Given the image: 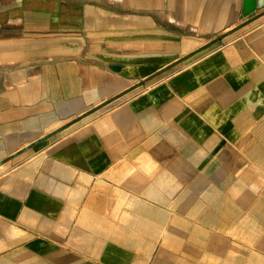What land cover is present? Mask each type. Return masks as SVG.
<instances>
[{"label":"crops","instance_id":"crops-1","mask_svg":"<svg viewBox=\"0 0 264 264\" xmlns=\"http://www.w3.org/2000/svg\"><path fill=\"white\" fill-rule=\"evenodd\" d=\"M0 264H264V6L0 0Z\"/></svg>","mask_w":264,"mask_h":264},{"label":"water","instance_id":"water-1","mask_svg":"<svg viewBox=\"0 0 264 264\" xmlns=\"http://www.w3.org/2000/svg\"><path fill=\"white\" fill-rule=\"evenodd\" d=\"M264 6V0H243V13H251L255 8Z\"/></svg>","mask_w":264,"mask_h":264}]
</instances>
